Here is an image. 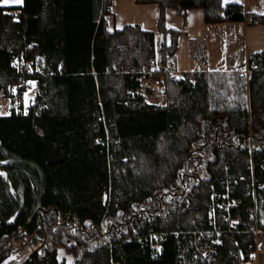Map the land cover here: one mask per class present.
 <instances>
[{
	"label": "trees",
	"instance_id": "1",
	"mask_svg": "<svg viewBox=\"0 0 264 264\" xmlns=\"http://www.w3.org/2000/svg\"><path fill=\"white\" fill-rule=\"evenodd\" d=\"M23 1L0 2V94L25 90L17 56L44 60L52 74L28 112L0 115V246L16 234L31 252L43 245L27 264H179L186 233L206 225L212 193L230 184L239 223L218 264L249 260L256 223L264 236V52L249 56V75L166 73V104L155 105L144 81L160 78L156 31L109 29L114 0ZM136 3L160 7L164 64L180 39L168 7L203 9L213 24L247 18L236 1ZM252 16L264 25V13ZM151 229L170 236L160 256ZM175 231L185 232L180 246Z\"/></svg>",
	"mask_w": 264,
	"mask_h": 264
},
{
	"label": "crops",
	"instance_id": "2",
	"mask_svg": "<svg viewBox=\"0 0 264 264\" xmlns=\"http://www.w3.org/2000/svg\"><path fill=\"white\" fill-rule=\"evenodd\" d=\"M3 1V2H2ZM239 2L250 15L264 13V0H224L225 3ZM1 5L16 7L24 1L0 0ZM5 2V3H4ZM113 13L109 16V29H124L128 24L141 25L145 31H156L155 63H162V42L164 37L158 31L160 7L157 3L137 4L136 0H114ZM167 23L180 32L177 52L170 56L167 64L175 75L200 71L246 73L248 58L251 53L264 52V25L248 24L245 21L222 22L219 24L205 22L204 10L194 8L186 14H178L175 9L167 8ZM246 18V19H247ZM207 60L204 70L199 61ZM160 62V63H159ZM151 104H155L152 103ZM164 105V104H163ZM250 264H264V236L258 238L254 256Z\"/></svg>",
	"mask_w": 264,
	"mask_h": 264
},
{
	"label": "built area",
	"instance_id": "3",
	"mask_svg": "<svg viewBox=\"0 0 264 264\" xmlns=\"http://www.w3.org/2000/svg\"><path fill=\"white\" fill-rule=\"evenodd\" d=\"M248 24L254 22L253 16L250 15L247 19ZM200 69L204 70L207 65L206 59H201L199 61ZM12 65L16 68L19 75L25 79L24 83L27 86V91L29 95L36 100V98H40L42 96V92L40 89L41 83H39L41 77L50 76L52 74L49 66L46 65L44 60L41 59H27L24 56H17L12 60ZM157 70L159 74H161L160 78H149L144 81V84L149 89H156L159 87L164 89L161 85V81L165 80L164 75L166 73H170L173 78H180V76L175 75L170 68V64L160 63L157 66ZM250 73V70H247L246 75ZM28 77V78H27ZM227 188L224 192L218 193V191H214L212 193L211 199L213 203L208 210L209 216L207 217L206 225L203 224L202 227H197V230H191L186 234L189 235V244L186 245L182 250H179V264H218L217 259V248L218 246H222L225 242L224 237L227 233L233 229H237V225L239 223L238 219L233 217V210L235 208L237 199L232 196V187L230 184L226 185ZM203 219V216L194 221V225H198V222ZM103 226V225H102ZM104 231V227H102ZM251 232L258 239L261 229L260 226L256 223L255 227L251 229ZM185 232L175 231L174 237L179 243L180 246V236ZM144 237H139V242L143 241ZM170 236L165 233V231H157L151 229V232L148 233L147 241L151 244L152 251L155 256H160L164 250V245L167 244ZM132 238L129 237L127 242H131ZM112 243V242H111ZM114 244V243H112ZM248 259H243L240 264H250L252 261V257ZM111 264H120L116 262L115 259L111 261Z\"/></svg>",
	"mask_w": 264,
	"mask_h": 264
},
{
	"label": "rangeland",
	"instance_id": "4",
	"mask_svg": "<svg viewBox=\"0 0 264 264\" xmlns=\"http://www.w3.org/2000/svg\"><path fill=\"white\" fill-rule=\"evenodd\" d=\"M21 1H23V0H21ZM154 65H156V68H157L158 65H157V63H155V61H154ZM159 75L161 76V74H159ZM163 75H164V78H165L166 74H163ZM165 80H167V78H165ZM165 80L161 81V83H162L161 85L164 87V89L160 88V85L156 89H151L156 94L148 96V102L149 103L152 102V103H155V105H157V104H160V105L166 104V98L163 95L165 93V86L163 85ZM9 90H10L9 91V93H10L9 95L6 92H2L0 94V115L1 116H6L7 114L12 113L11 110H13V109H15L16 111H20L21 110V111H23V113L28 112L27 111L28 107L30 105H32L35 100L29 95V92L27 91V86H25V90H24L23 94H21V95L17 94L19 92V88H17L16 84L10 86ZM21 102L23 103V107L20 106ZM103 227H104V224H103ZM6 242L4 244H1V245L4 246L6 244ZM21 242L22 241L16 240L15 242L13 241V244H12V247H13L14 251H16L15 254L17 255V258H16L15 261H18V262L19 261L22 262L23 260H25V258L30 255V253H31L30 250H32V249H30L28 244H22L21 245ZM9 245H11V244H9ZM64 255L66 256L65 253H64Z\"/></svg>",
	"mask_w": 264,
	"mask_h": 264
},
{
	"label": "water",
	"instance_id": "5",
	"mask_svg": "<svg viewBox=\"0 0 264 264\" xmlns=\"http://www.w3.org/2000/svg\"><path fill=\"white\" fill-rule=\"evenodd\" d=\"M19 236H20V234H16V235L11 236L10 239L6 242L5 246L11 244V242ZM2 248L3 247L0 246V264H12L9 262V260L11 258L10 253L4 252L3 251L4 249H2ZM40 249H43V245L42 246L40 245L37 250H34L33 252H31L30 255L25 258V260L23 261L24 262L23 264L29 263V261L33 258L34 255H36L38 253V251Z\"/></svg>",
	"mask_w": 264,
	"mask_h": 264
},
{
	"label": "flooded vegetation",
	"instance_id": "6",
	"mask_svg": "<svg viewBox=\"0 0 264 264\" xmlns=\"http://www.w3.org/2000/svg\"><path fill=\"white\" fill-rule=\"evenodd\" d=\"M14 241V240H13ZM13 241L11 242V245H7V246H3V251L4 252H6V253H10V255H11V258H10V260H9V262L10 263H12V264H23L24 262V260L21 262V261H15L16 260V258H17V255L15 254L16 253V251H14V249H13V247H12V244H13ZM15 242V241H14ZM21 262V263H20Z\"/></svg>",
	"mask_w": 264,
	"mask_h": 264
},
{
	"label": "snow or ice",
	"instance_id": "7",
	"mask_svg": "<svg viewBox=\"0 0 264 264\" xmlns=\"http://www.w3.org/2000/svg\"><path fill=\"white\" fill-rule=\"evenodd\" d=\"M5 2H7V0H5ZM16 2H19V0H16Z\"/></svg>",
	"mask_w": 264,
	"mask_h": 264
},
{
	"label": "bare ground",
	"instance_id": "8",
	"mask_svg": "<svg viewBox=\"0 0 264 264\" xmlns=\"http://www.w3.org/2000/svg\"><path fill=\"white\" fill-rule=\"evenodd\" d=\"M221 190H223V189H221ZM220 192V191H219ZM236 217V216H235ZM228 240V239H227ZM125 242V241H124Z\"/></svg>",
	"mask_w": 264,
	"mask_h": 264
}]
</instances>
